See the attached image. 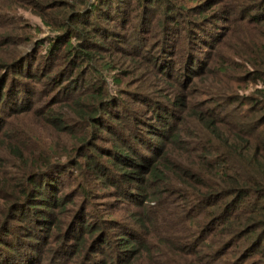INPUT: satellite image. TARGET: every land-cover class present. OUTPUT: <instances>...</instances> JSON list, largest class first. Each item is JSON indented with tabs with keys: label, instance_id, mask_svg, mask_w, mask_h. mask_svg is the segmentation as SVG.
<instances>
[{
	"label": "trees",
	"instance_id": "1",
	"mask_svg": "<svg viewBox=\"0 0 264 264\" xmlns=\"http://www.w3.org/2000/svg\"><path fill=\"white\" fill-rule=\"evenodd\" d=\"M183 1L31 0L51 34L29 38L31 52L12 49L13 60L0 57V130L7 115L14 127L21 124L18 113L34 109L30 101H15L24 98L23 92L38 99L60 93L47 113L71 139L55 158L40 153L30 161L24 159L23 135L1 134V171L11 165L17 172L0 174V264H264V0H193L188 6ZM210 25L213 30L206 28ZM176 32L185 48L195 51L196 42L203 43L219 55L209 74L201 73L217 77V84L211 82L215 93L230 91L223 102L233 103L234 109L225 112L213 99L205 107L187 104L182 95L172 108L149 100L152 95L146 92L156 112L143 121L142 109L124 100L125 95L135 99L131 91H110L106 80L120 85L132 73L131 61L172 83L175 62L168 42L172 38L176 43ZM201 53V59L195 54L185 67L192 77L206 69L213 55ZM116 55L128 59L129 70ZM232 82L243 84L234 88ZM60 99L66 103L64 112L53 107ZM176 107L180 114L171 111ZM138 113L140 120L129 122V133H123L119 124ZM168 116L182 123L181 133L200 140H187L176 128L167 133ZM150 117L159 124L147 123ZM187 123L193 126L190 132L184 128ZM103 130L109 140H103ZM148 135L162 144L157 146ZM97 142L104 143L111 164L101 163ZM169 142L191 144L171 156ZM139 143L153 154L140 153ZM190 149L198 154L183 156ZM86 171L91 180L116 185L128 203L139 194L147 201L154 197L157 206L162 204L158 185L169 187L171 196L184 203L182 210L166 212L175 218L169 225L175 221L177 226L157 227L162 225L155 220L150 231L146 212L130 215L142 229L111 216L110 205L99 208L92 188L85 189ZM66 179L82 180V194L63 193ZM145 233L153 237V247L140 241ZM156 240L161 246H155ZM146 253L148 259L140 260Z\"/></svg>",
	"mask_w": 264,
	"mask_h": 264
},
{
	"label": "rangeland",
	"instance_id": "2",
	"mask_svg": "<svg viewBox=\"0 0 264 264\" xmlns=\"http://www.w3.org/2000/svg\"><path fill=\"white\" fill-rule=\"evenodd\" d=\"M194 1L193 0H187L183 1V3L186 4V6L192 4ZM31 0H0V50H2L3 53L0 52V57L1 58H6L5 60H13V55H11V50L15 49V52H23L26 53L28 50L33 46V41H28L27 40H32L34 39V36H40L43 37L47 34H51V29L50 27H47L44 23L41 22L39 17L36 15V11H34V7L31 5ZM194 16V15H193ZM230 22V26L234 24L232 21ZM220 23H218L219 25ZM155 27L158 29L159 26L155 23ZM36 27V29H35ZM209 29H214V26L210 25L207 26L206 28ZM37 31H40V33H37ZM184 30H182L181 33H183ZM37 33V34H36ZM238 34V31L236 32ZM239 35V34H238ZM27 36V39L25 37ZM173 38L176 39V43L173 44L174 39L171 38V40L168 42V45L171 46L172 51V56L171 58L174 59V65L171 68L172 69V74L171 75L173 78L172 83H168L163 79L164 74H156L157 72H154L152 75L150 74L149 69L140 67L138 68L137 62H130L131 64V69L130 66L128 65V59L123 56L116 55L118 57L114 58L116 61H119L120 63L125 61L126 63L122 66L125 70H129L131 75L127 76L126 78H122V83L120 85L116 86L115 83L112 82L110 78L106 80L107 84L109 85V89L111 92L115 93L116 91L119 92H127V90L131 91L130 94H133V97L135 99L131 98L130 96L124 97L125 102L129 106H133V108L139 107L142 109L140 113L141 120L144 121V118L146 115H151L156 112V110L152 109V104L149 102V100H157L162 106H169L174 107L175 103L179 101V97L182 95L187 99L185 102L187 104L193 103L196 105L201 104L202 107L211 105L216 103L219 106L221 110L225 108V112H227L228 108L229 109H234V104L233 103H228L227 105L224 104L223 99L228 98L229 99V93L228 91L225 94H217L215 85H213L211 82L214 84L218 83L217 77H207L206 74L201 73V72H207L209 74L210 68L212 66V63L214 61V58L216 59L219 57L214 52V49L211 47H207L203 43H198L196 42V45L198 46L195 51H191L183 45V41L179 37V33H173L172 34ZM213 36V34L211 35ZM214 37V36H213ZM218 38V36H215ZM236 37V36H234ZM15 39V42H13L12 39ZM205 38V37H203ZM209 38V37H208ZM212 38V37H211ZM178 42V43H177ZM207 50L209 51V55L207 58V65L206 69H198L197 71L200 72L199 75L192 77L187 69L185 67L188 65L187 63L189 60L196 54L198 58L201 59V56L203 55L201 52ZM14 52V53H15ZM31 52V51H30ZM189 54V55H188ZM182 56H183V61H182ZM198 62H195L194 65L192 66V69L197 67ZM136 66V67H135ZM55 71V70H54ZM53 71V72H54ZM196 72V71H195ZM211 76V75H210ZM150 77V78H149ZM146 83L145 86H140L143 83ZM234 88H239L242 86L243 83H238V82H232ZM203 86H210L213 90H208L203 88ZM124 90V91H121ZM160 90V91H159ZM23 92V91H22ZM49 93L53 91H48ZM147 93H151L152 96H147L148 99L145 97ZM213 92V93H210ZM129 93V92H127ZM24 98L19 97L15 98L16 102H23V101H30L34 105V109L30 110L27 109L26 111L16 113L18 121L21 123L20 125L14 124L10 122L11 117L7 115V121L8 123L6 124L5 128L0 130V145L2 141V136L1 134H7V135H13V134H20L23 135V140L27 145L25 146V152L26 154L24 155V159H30V161H35L36 158H38L39 154L41 153L42 157L48 158L50 156L51 158H55L56 155H58L61 152H65L64 148L68 143V140L71 139L70 136H65L63 133L58 131V128L56 125L53 123L55 122L54 119H51V115H48L47 111L48 105L50 102H52L53 98L55 96L61 97L60 93H51L50 97H46L44 99H38L36 96H28L24 92ZM28 99V100H27ZM137 99H146L145 102L143 103L142 101H137ZM213 102L214 103H208L207 105L204 104L206 102ZM66 103L60 99V101L56 102L53 107L56 108V111L59 112H64L66 108ZM123 107L120 108L121 112H125L123 110ZM125 108V107H124ZM167 108V107H166ZM178 111V108L171 109V111ZM4 110L0 109V115L3 113ZM138 114H134V117H131L130 119L123 121L119 124L120 128L123 130V133H129L128 130V123L132 122L135 123L137 120H140L137 116ZM235 112H233L234 114ZM180 114V112H179ZM221 115L223 117H228L229 116L226 113L221 112ZM168 124L165 126L167 129V133L172 132L173 128H176L179 130V134L184 137L187 140H192V142H198L200 139L199 137L195 138H189L187 137L184 133H181V128H182V123L178 119H173L171 117L166 118ZM150 124L155 123V125H158V121H155L154 118H149L147 120ZM146 123V122H145ZM171 124V128H169V125ZM15 125H17V128L15 129ZM136 127H138V124H136ZM144 130L148 128L147 126L143 125L142 126ZM184 128L188 132L193 130V126L189 123H187ZM105 136L103 140H109L110 135L103 130L102 131ZM152 138V135H148V137ZM157 146H160V139H157L155 137L152 138ZM113 140V139H111ZM114 141V140H113ZM115 142V141H114ZM102 143V142H101ZM98 146L99 152L97 154L100 156L101 163L105 164L106 166L111 164L109 162L108 158L106 157L105 149H103L104 143H96ZM162 144V143H161ZM191 143H186V144H175V143H168L169 148H171L172 153L171 156H174L175 154H178L182 150L180 149L182 147L188 148V146ZM193 144V143H192ZM139 148H140V153L147 154L148 156H151L153 154V151L145 146L143 143H139ZM194 150V149H193ZM7 151V150H6ZM9 154L10 152L7 151ZM193 153H197L195 150L192 151L190 149L188 153H183V156H192ZM96 155V154H95ZM85 161V159H84ZM21 162V159H20ZM22 163V162H21ZM107 163V164H106ZM1 166V165H0ZM7 171L2 172L0 168V174L1 175H10L14 174L16 171L15 166L7 165ZM71 168L69 167L68 171H70ZM17 174V173H16ZM113 175V173H111ZM63 175V174H61ZM87 177L84 178L86 182L85 189L90 190L92 188L93 190V201L96 202V206H99V208L102 207L103 203H107L110 205L111 209V216H117L121 218V220H128L130 223L135 224L137 228H141L142 226L134 223L133 217H131V213H149L152 222H149L148 220L145 221V225L148 226V229L152 231L153 224L156 223V221L161 224L162 226H157L161 228H170L172 226H177L178 222H171V226L169 225L168 221L169 219L174 220L175 218L173 217V214L167 215L166 212L168 210H171L173 208H179L180 210L183 209L184 203H181L179 201V198L175 195L171 196L172 190H169V187L167 186H162V184H159L158 186L160 187L159 189L161 190L160 197L162 199V204L158 203L157 206H154L155 204V199L152 197L151 199L144 200L143 197L135 192H133V195H138L137 199L133 203H128L127 199L122 196H119L117 193V186L114 185H104L98 180H91L92 176L89 171H86ZM65 178V176H63ZM65 180V179H64ZM75 179H66L65 186H62V192H68V193H81L82 190L79 187V183L82 182V180ZM154 188V187H153ZM169 190L170 193L167 191ZM152 191L151 188L148 189L147 193H150ZM80 194V195H81ZM98 197L99 199H95V197ZM158 196V195H157ZM159 197V196H158ZM165 200V201H163ZM132 204V205H131ZM164 209L161 205H164ZM72 207L73 209V204L68 205ZM78 206V202L75 206V208ZM60 211L61 209H57ZM171 211H174L171 210ZM64 213V212H63ZM156 220V221H155ZM178 221V220H177ZM142 229V228H141ZM164 231H160V233H163ZM146 242V244H149L150 246L153 245V237H149V234L147 235L146 233L144 235L140 234V241ZM155 246L160 245L159 241L156 240L154 242ZM161 246V245H160ZM154 253V250L152 251ZM147 255H143L140 257V260H147L149 256L148 253ZM159 257V256H158ZM154 259H159L157 257H154ZM159 261H162V259H159ZM164 262H160L158 264H162Z\"/></svg>",
	"mask_w": 264,
	"mask_h": 264
}]
</instances>
